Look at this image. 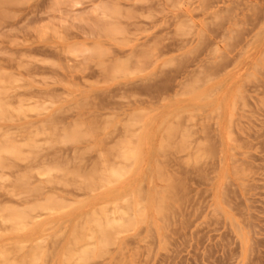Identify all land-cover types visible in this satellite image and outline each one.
Returning a JSON list of instances; mask_svg holds the SVG:
<instances>
[{
  "label": "rangeland",
  "instance_id": "rangeland-1",
  "mask_svg": "<svg viewBox=\"0 0 264 264\" xmlns=\"http://www.w3.org/2000/svg\"><path fill=\"white\" fill-rule=\"evenodd\" d=\"M0 264H264V0L0 3Z\"/></svg>",
  "mask_w": 264,
  "mask_h": 264
},
{
  "label": "bare ground",
  "instance_id": "bare-ground-1",
  "mask_svg": "<svg viewBox=\"0 0 264 264\" xmlns=\"http://www.w3.org/2000/svg\"><path fill=\"white\" fill-rule=\"evenodd\" d=\"M10 1H12V0H0V3H6V2H10ZM131 154V153H130ZM133 155V154H132ZM128 156H130V155H128ZM90 180V179H89Z\"/></svg>",
  "mask_w": 264,
  "mask_h": 264
}]
</instances>
